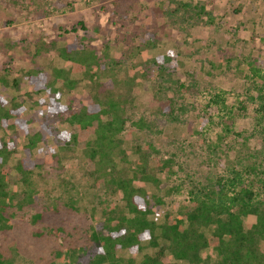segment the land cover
<instances>
[{"label":"rangeland","instance_id":"1","mask_svg":"<svg viewBox=\"0 0 264 264\" xmlns=\"http://www.w3.org/2000/svg\"><path fill=\"white\" fill-rule=\"evenodd\" d=\"M182 2L190 6L178 8ZM194 5L202 8L199 14L191 10ZM79 42L102 55L107 45L105 68L95 69L98 87L70 72L78 81L65 88L60 102L76 110L92 106L95 89L120 87L134 77L123 146L130 152L133 143L152 144L155 158L171 157L173 173L167 180L159 176L178 187L165 194L164 188L143 184L161 197L156 216L188 205L190 182L231 171L264 200V0H0V98L8 109L20 106L0 128V146L15 142L9 164L26 158L29 135L41 134L27 159L39 198L4 213L10 228L0 231V255L7 264H61L59 253L66 262L87 264L102 210L122 207L120 193L92 185L81 150L66 148L61 136L71 126L61 118L68 111L55 117L50 96L34 90L38 80L27 75L41 69L51 81L71 65L58 49ZM165 55L189 90L165 88L160 95L153 85L155 68L147 78L140 76L146 60ZM140 118L155 125L138 132L132 122ZM10 174V189L19 192L23 185L14 169ZM37 213L41 217L33 221ZM117 254L139 259L128 251Z\"/></svg>","mask_w":264,"mask_h":264},{"label":"trees","instance_id":"2","mask_svg":"<svg viewBox=\"0 0 264 264\" xmlns=\"http://www.w3.org/2000/svg\"><path fill=\"white\" fill-rule=\"evenodd\" d=\"M181 6L190 5L182 2L177 7ZM191 10L199 14L202 8L194 5ZM79 24L83 26L82 22ZM148 43L154 46L151 41ZM103 48V55L81 42L59 48V56L71 65L68 69L58 70L51 81L41 69L27 72L28 77L38 80L34 90H43L50 96L55 117L60 118L62 112L68 111L61 119L68 122L71 129L64 131L61 139H65L66 148L81 150L84 171L92 185L100 186L106 192L120 193L122 207L104 209L99 215L102 223L91 233L94 248H91L87 264H264V200L242 184L241 175L236 171L190 182L188 205L176 213L166 211L162 216L155 215L154 207L162 202L161 197L158 193L147 192L143 184H151L157 191L164 188L165 194L177 191L178 187L163 182L159 176L165 174L167 180L173 173L171 157L155 158L152 144L133 143L130 152L123 146L121 135L130 120L134 77L124 80L120 87L104 91L94 88L92 106L85 105L76 110L60 102L65 88L78 81L70 78V72L78 71L90 85L99 86L95 69L105 68L103 57L107 55V45ZM171 60L168 55L152 57L142 65L140 76L144 78L155 68L156 83L153 85L157 94L165 95V88L174 93L190 89L189 85L179 81L175 69L167 64ZM170 98L168 114L173 111L174 102ZM3 103L0 98V128L1 123L16 117L20 107L8 109ZM132 123L138 132L155 125L142 118ZM40 138L39 132L27 137L26 158L13 166L9 159L16 150L14 140L1 143L0 231L10 228L9 219L4 215L8 207L30 206L39 198L40 192L31 187L33 167L27 159L30 149ZM152 158L154 163L150 161ZM12 169L17 173L16 182L23 185L19 192L10 189ZM39 217L40 214H33L32 220ZM204 249H210L212 254L203 255ZM117 251L131 252L139 259L126 258ZM59 254L61 264H73L65 261L64 253ZM0 264H7L1 255ZM21 264L34 263L24 261Z\"/></svg>","mask_w":264,"mask_h":264}]
</instances>
